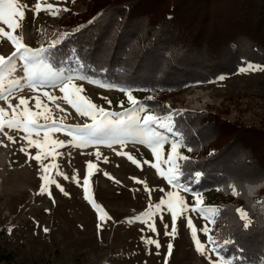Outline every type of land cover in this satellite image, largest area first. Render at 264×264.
<instances>
[{
	"label": "rangeland",
	"instance_id": "374dc122",
	"mask_svg": "<svg viewBox=\"0 0 264 264\" xmlns=\"http://www.w3.org/2000/svg\"><path fill=\"white\" fill-rule=\"evenodd\" d=\"M90 1L18 0L26 19L13 17L14 27L0 21V57H10L20 46L40 49V33L47 39L53 33H64L66 11L81 12ZM163 2L158 0L159 7ZM60 9L63 11L58 12ZM39 61L40 67L48 66ZM11 65L17 71L11 72ZM11 65L7 60L0 65V91L4 93L0 123H23L18 129L5 126L0 130V252L12 251L16 261L26 264H235L216 252L207 239L211 236L214 241L212 192L188 188L173 172L176 157L171 144L179 143V137L168 131L171 125L162 119L159 123L164 127L151 125L166 138L159 157L144 137H121L122 143L105 138L103 143L80 144L78 135L67 129L90 125L93 120L77 113L68 101L82 111L88 104L93 111H118V103L129 100L130 93L55 68L56 86L40 84L31 77L35 65L29 64L25 72L19 55ZM61 80L68 84L67 93L60 91ZM160 95L164 109L207 110L229 120L257 122L264 115V66L247 64L230 76ZM20 98H25L24 105H19ZM145 115L157 116L148 110L139 117L141 121ZM28 121L42 127L25 129L23 124ZM56 140L65 144L53 146ZM260 142L263 144L261 138H255L244 143L256 147ZM88 162L93 164L91 170H87ZM170 177H175L171 184ZM160 200L165 205L158 209L155 205ZM173 227L174 236L167 235Z\"/></svg>",
	"mask_w": 264,
	"mask_h": 264
},
{
	"label": "trees",
	"instance_id": "16d2710c",
	"mask_svg": "<svg viewBox=\"0 0 264 264\" xmlns=\"http://www.w3.org/2000/svg\"><path fill=\"white\" fill-rule=\"evenodd\" d=\"M157 2L91 0L81 12L66 11L64 33L48 39L40 33V48L49 51L39 59L124 89L136 102L123 99L117 105L123 107L107 112L125 119L153 110L171 125L179 137L177 180L212 192L214 250L235 264H264V115L247 123L207 110L164 109L160 100V93L230 76L247 64L264 66V0ZM255 138L263 144L247 145ZM0 260L26 264L12 251L0 252Z\"/></svg>",
	"mask_w": 264,
	"mask_h": 264
},
{
	"label": "snow or ice",
	"instance_id": "6c2138e0",
	"mask_svg": "<svg viewBox=\"0 0 264 264\" xmlns=\"http://www.w3.org/2000/svg\"><path fill=\"white\" fill-rule=\"evenodd\" d=\"M35 7H39L37 4ZM63 9L58 10V12H62ZM13 17H20L21 19H26L24 16V12L21 10L20 5L18 4V0H0V21H3L5 24L9 25L10 27H14L13 24ZM9 39L11 37L9 36ZM53 45H50V47H53ZM49 49L46 48H40L35 51H33L31 48L20 46L15 51H13L12 55L10 57H0V65H3L5 63V60L8 61L9 65H11V61L16 58L17 55H19L20 61L24 62V70L25 72H28V66L29 64L35 65L37 67V70H33L31 73V77L35 78L39 81L40 84H47L52 83L53 86H56L55 80L58 78L57 73L51 68V66L40 67L41 62L39 61V57H41L43 54L47 53ZM11 72L17 71L16 67L14 65H11L10 67ZM241 71H245L244 68H241ZM86 78V77H84ZM66 79H71V77H67ZM64 84L63 87L60 88L61 92L67 93L68 92V84L64 83L63 80L60 81ZM19 83V81H17ZM3 85L0 84V89H2ZM79 91V89H77ZM4 93L3 91H0V98H3ZM67 95L65 96V99H67ZM128 99L135 104L136 102L133 100L132 96L129 94ZM70 104H73L75 107L77 113L84 115V116H90L93 120V123L90 125H84L83 127L77 126L75 129H67L69 132H73L75 135H78L79 143L83 145H87L89 143H103L105 138H111L112 143H122L121 137L126 136H137V137H144L149 145L152 147L153 154L157 157H159V147L162 144V142L166 141V138L163 137L161 134L156 132L151 125H158L159 127H164L165 125L160 124L159 120L160 118L158 116L154 117L152 115H145L143 117V120L138 116H128L127 119H122L120 113H110V112H104L103 109H99L97 111H93V106L91 104H88L87 107L82 111L81 106L75 105L72 100L68 101ZM37 105H39V101H36ZM25 104V98L19 99V105ZM18 107V106H13ZM25 113H27V109L24 110ZM3 112V109H0V113ZM97 116L100 117V119H97ZM112 117V119H110ZM170 119V117H168ZM23 123V121L21 122ZM21 123H17L15 121H9L6 125L3 123H0V130H2L5 126L9 129H18L21 126ZM25 129H28L30 126L39 129L40 125L34 124L32 121H28L27 123L23 124ZM47 127V126H43ZM59 130V129H57ZM168 131L171 132V127L168 128ZM45 136H47V133H45ZM31 143V141H29ZM144 140H141V143H143ZM56 144H59L63 146L65 144L64 140H56L54 141L53 146ZM177 150V144L173 142L171 144V152L176 153ZM189 151L192 149L189 148ZM36 159L39 161L40 157L37 156ZM131 160L132 157H129ZM187 160V157L183 156H177V160ZM135 163V160L132 161ZM168 162L172 163V155H169ZM87 170H91L93 168V164L91 162H88ZM196 176L199 177L200 173H196ZM175 177H170L168 179V183H173ZM84 185L88 184V179L85 177L83 181ZM63 191V189H61ZM87 187L84 188L85 193V199H87ZM66 195H70L65 193ZM171 195V194H170ZM165 205L164 200H160L159 203L155 205L156 208H162V206ZM93 207H96L95 204L92 205ZM168 207H171V202H169ZM185 205L182 203L181 208L183 209ZM193 212H196L197 209L193 207L191 209ZM237 212L240 213L241 218L243 219L246 215L243 209H237ZM146 215H149V213H146ZM172 220L173 224H175L176 221V215L175 212H172ZM192 221H188V227L191 228ZM248 225L245 224L244 227H247ZM151 227V226H150ZM168 228V225L165 224V229ZM175 233V227H173L172 232L168 233L166 231L167 235L174 236ZM209 243H212V237H207ZM155 243V241H152ZM159 247V244H157ZM172 245H169V248H171ZM197 251L200 252L199 242H197ZM203 254V253H201Z\"/></svg>",
	"mask_w": 264,
	"mask_h": 264
}]
</instances>
